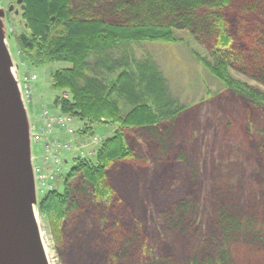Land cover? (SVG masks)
Instances as JSON below:
<instances>
[{"label":"trees","instance_id":"1","mask_svg":"<svg viewBox=\"0 0 264 264\" xmlns=\"http://www.w3.org/2000/svg\"><path fill=\"white\" fill-rule=\"evenodd\" d=\"M23 3L24 33L13 35L18 53L33 68L69 64L50 74L51 87L62 94L54 107L83 123L78 138L92 136L98 127L116 126L100 140L94 156L73 158L61 191L52 187L38 200L37 212L47 225L52 249L64 264H235L233 246H245L264 257L263 189L244 207L235 187H213L219 237L207 254L199 253L202 237L195 188L171 200L161 213V224L182 246L184 255L176 258L155 252L108 175L116 164L147 168L148 161L137 155L130 140L143 131L159 139L162 131L166 136L183 110L168 94L166 79L153 58L137 59L117 46L180 43L177 33L186 32L209 46L207 60L185 43L209 74L237 98L264 108V0ZM115 52L119 59L113 58ZM232 72L256 86L235 79ZM256 156L264 157V142ZM91 214L94 224L86 227Z\"/></svg>","mask_w":264,"mask_h":264},{"label":"rangeland","instance_id":"2","mask_svg":"<svg viewBox=\"0 0 264 264\" xmlns=\"http://www.w3.org/2000/svg\"><path fill=\"white\" fill-rule=\"evenodd\" d=\"M16 0H0V6L13 11L7 15L9 49L13 60L19 65L21 85L25 99L29 97L31 118L45 108L51 115L59 112L54 100L62 95L51 87L50 74L68 68L66 62L50 63L33 68L18 53L13 35L24 33L21 11ZM14 10L18 13L14 14ZM180 43L142 42L118 45L127 49L128 56L151 57L167 82L168 94L183 108L168 132H161L160 139L147 131L137 132L130 146L137 155L145 158L147 168L132 169L116 164L108 171L119 198L130 213L140 221L143 230L157 254H171L176 258L184 255L180 243L162 228L161 213L166 204L195 188L198 198L199 229L202 243L199 253L207 254L219 237L216 213L212 196L213 187H235L241 194L244 207L250 206L261 189L264 190V157L256 156L258 146L264 142V108L255 107L248 101L237 98L222 83L216 80L191 55L189 48L210 60L209 46L200 44L186 32L177 33ZM131 51V53H130ZM113 58L119 59L120 54ZM232 76L248 85L252 81L232 72ZM77 129L83 123L73 120ZM116 126L98 127L92 136L68 137V140L92 157L100 140L114 132ZM94 142V143H92ZM34 156H39L41 147L32 145ZM75 151H66L64 161L49 186L63 189V177L73 166ZM80 156V155H79ZM52 169V167H51ZM50 187H40L44 194ZM43 194L38 193V200ZM91 216L85 220L86 227L94 224ZM41 232L50 264H64L53 251L45 221L39 216ZM84 227V228H86ZM76 238V237H72ZM194 241L192 246H194ZM197 244V243H195ZM73 247L70 243L66 252ZM78 250L79 246L73 248ZM235 264H264V257L245 246H233Z\"/></svg>","mask_w":264,"mask_h":264},{"label":"water","instance_id":"3","mask_svg":"<svg viewBox=\"0 0 264 264\" xmlns=\"http://www.w3.org/2000/svg\"><path fill=\"white\" fill-rule=\"evenodd\" d=\"M15 4L24 10L23 0ZM13 8L0 6V264H50L37 212L31 122L9 49Z\"/></svg>","mask_w":264,"mask_h":264},{"label":"built area","instance_id":"4","mask_svg":"<svg viewBox=\"0 0 264 264\" xmlns=\"http://www.w3.org/2000/svg\"><path fill=\"white\" fill-rule=\"evenodd\" d=\"M25 93H27V89L23 92L24 98ZM25 100L27 104H30L28 96ZM73 125V118L70 116L61 113L51 115L45 108L39 111L37 119H33L32 142L41 147L39 156H34L38 188L44 185L50 187L48 180L54 179L60 164L64 161V153L78 150L68 140V137H73L76 133L77 129ZM39 190L41 192V189Z\"/></svg>","mask_w":264,"mask_h":264}]
</instances>
